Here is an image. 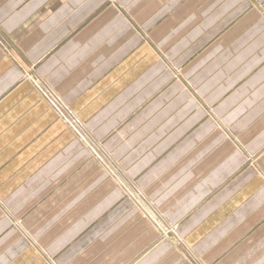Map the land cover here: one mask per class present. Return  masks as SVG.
<instances>
[{"label": "crops", "instance_id": "0c3cea01", "mask_svg": "<svg viewBox=\"0 0 264 264\" xmlns=\"http://www.w3.org/2000/svg\"><path fill=\"white\" fill-rule=\"evenodd\" d=\"M0 264H264V0H0Z\"/></svg>", "mask_w": 264, "mask_h": 264}, {"label": "rangeland", "instance_id": "374dc122", "mask_svg": "<svg viewBox=\"0 0 264 264\" xmlns=\"http://www.w3.org/2000/svg\"><path fill=\"white\" fill-rule=\"evenodd\" d=\"M151 214V213H150Z\"/></svg>", "mask_w": 264, "mask_h": 264}]
</instances>
